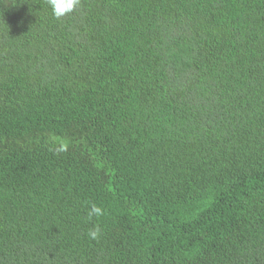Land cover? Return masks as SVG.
<instances>
[{
	"label": "trees",
	"instance_id": "1",
	"mask_svg": "<svg viewBox=\"0 0 264 264\" xmlns=\"http://www.w3.org/2000/svg\"><path fill=\"white\" fill-rule=\"evenodd\" d=\"M0 264H264V0H0Z\"/></svg>",
	"mask_w": 264,
	"mask_h": 264
},
{
	"label": "clouds",
	"instance_id": "2",
	"mask_svg": "<svg viewBox=\"0 0 264 264\" xmlns=\"http://www.w3.org/2000/svg\"><path fill=\"white\" fill-rule=\"evenodd\" d=\"M81 0H47L48 5L52 10V14L56 19H60L72 12H74ZM60 151H66L67 146H63ZM104 215V209L98 204L92 202L87 211L88 221H92L94 218H100ZM101 227L96 224L90 228L87 232V236L90 240H99L101 236Z\"/></svg>",
	"mask_w": 264,
	"mask_h": 264
}]
</instances>
